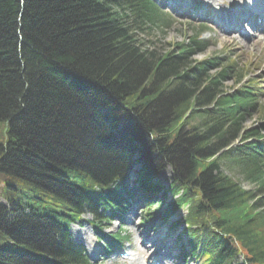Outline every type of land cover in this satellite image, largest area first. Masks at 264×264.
Returning a JSON list of instances; mask_svg holds the SVG:
<instances>
[{
	"label": "trees",
	"instance_id": "1",
	"mask_svg": "<svg viewBox=\"0 0 264 264\" xmlns=\"http://www.w3.org/2000/svg\"><path fill=\"white\" fill-rule=\"evenodd\" d=\"M158 21L151 0H0V264H91L70 223L118 208L136 162L144 188L172 168L203 264H264V139L230 146L257 87L222 94L228 71L190 61L199 33L160 52Z\"/></svg>",
	"mask_w": 264,
	"mask_h": 264
},
{
	"label": "rangeland",
	"instance_id": "2",
	"mask_svg": "<svg viewBox=\"0 0 264 264\" xmlns=\"http://www.w3.org/2000/svg\"><path fill=\"white\" fill-rule=\"evenodd\" d=\"M187 6L185 5H174L167 7L163 5L164 0L158 1L159 4L164 6V10L171 14V23L168 28L162 33H154L151 35L153 42L150 43V46L157 47V50L160 52L168 50L171 47V43L180 41L187 34L192 33L193 27L195 24L205 23L206 27H210V30L204 34L206 38L209 39L213 45L206 50L204 53L200 54L197 57L205 56H214L218 54L222 57H240L239 69L248 70L246 74H251L253 78H256L260 81L261 85L264 86V40L258 41V39L252 38L243 42L240 37H235L232 39L230 35L223 33L221 31L222 27L217 25L218 23L208 20L199 15L209 16L210 12L207 14L205 11V6L203 4L197 5L200 0H185ZM231 1V0H227ZM246 3L248 0H244ZM225 6H229L231 9L236 8L237 5L227 2ZM223 11L230 13L229 9L222 8ZM213 15V12L210 14ZM220 15V14H218ZM216 14L215 20H220L219 16ZM190 23V24H187ZM200 27V26H199ZM215 28V29H214ZM155 32V31H154ZM244 75V76H245ZM243 76V77H244ZM236 83L231 80L226 83V88L231 90ZM231 87V88H230ZM264 91V89H263ZM264 103V101H263ZM264 108V105H263ZM260 118L258 113L251 116L249 120L246 121L247 127L257 126L260 124ZM7 130L6 124L3 121H0V142L3 139ZM134 176V173H132ZM136 176V173H135ZM160 179L163 182L165 187H168L172 179V170L171 168L164 169L160 174ZM7 176H0V195L3 198H15L16 194L13 191H8L2 185L7 183ZM244 186L250 187L246 182L243 181ZM135 197V196H134ZM159 197H161L159 195ZM39 202L36 201L35 205ZM151 209L148 208L144 202L136 203L135 199L129 201V209H126L127 212L123 213L122 219L123 223H119L118 220H113L111 222L105 220L100 224V227L103 230V233L113 234L120 233L121 236L127 238L124 239L127 243L123 244L120 248L127 250L133 253H136V258L138 259L136 263L132 264H147L151 262L150 258L157 252L164 253L165 247L168 246V240H172L175 248H177V243L180 245V242L185 240V236L182 231H178L175 227L177 220L181 215L186 211L180 212V214L175 215L169 219H166L168 212H165V206H161L159 202H153ZM150 211V215L147 213ZM109 212L106 211L105 215H108ZM120 216V215H119ZM150 218V220H147ZM84 221L73 222L71 224L70 232L73 234V237L83 242L88 248L89 255L92 252L93 247L97 248L93 250V255H90V258L94 262H99V264H131L127 260H118L115 261L112 258V255L108 252L102 253L104 242L101 238V235L94 228L93 223L90 219H93V216L89 212H84L83 214ZM175 228V230H174ZM149 248V249H147ZM117 250L116 247H113L110 251L112 254ZM148 251L150 254L148 257L141 258L137 253L140 251ZM145 253V252H144ZM169 257L163 259L165 263L168 264H181L177 261L172 254H168ZM158 255L152 257L153 263L159 261V258H156ZM173 259V260H172ZM175 260V261H174ZM174 261V262H172ZM187 264H196L190 260Z\"/></svg>",
	"mask_w": 264,
	"mask_h": 264
},
{
	"label": "bare ground",
	"instance_id": "3",
	"mask_svg": "<svg viewBox=\"0 0 264 264\" xmlns=\"http://www.w3.org/2000/svg\"><path fill=\"white\" fill-rule=\"evenodd\" d=\"M216 2H218L219 4L220 3H224L225 1H227V0H215ZM249 2V4H251L252 5V9H254V11L255 12H261V10L263 9L264 10V8L262 7V8H259L256 4H255V2H256V0H248ZM245 2V1H244ZM221 10H222V8H221ZM218 16H221V15H218ZM222 16H223V19L224 18H226L227 19V22L229 23L230 22V13H227L226 11H223V13H222ZM224 21H225V19H224ZM232 22V21H231ZM147 249H149V248H147ZM149 251V250H148ZM158 258V257H157ZM157 261H155V263H156Z\"/></svg>",
	"mask_w": 264,
	"mask_h": 264
}]
</instances>
